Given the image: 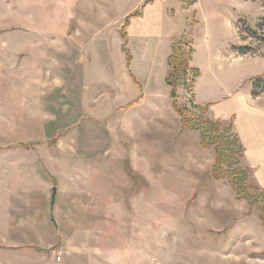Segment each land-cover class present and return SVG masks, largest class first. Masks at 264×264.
Listing matches in <instances>:
<instances>
[{"label":"rangeland","instance_id":"rangeland-1","mask_svg":"<svg viewBox=\"0 0 264 264\" xmlns=\"http://www.w3.org/2000/svg\"><path fill=\"white\" fill-rule=\"evenodd\" d=\"M199 1L178 16L195 17V48L181 49H193L199 74L188 71L177 89L191 118L204 98L219 108L264 75V0ZM106 3V25L133 5ZM94 4L0 0V264H264L258 211L213 177L215 145L202 147L175 108L138 130L120 122L130 116L103 123L81 108L98 75L65 46L88 41L70 32L91 21ZM206 118L233 126L209 106Z\"/></svg>","mask_w":264,"mask_h":264},{"label":"crops","instance_id":"crops-1","mask_svg":"<svg viewBox=\"0 0 264 264\" xmlns=\"http://www.w3.org/2000/svg\"><path fill=\"white\" fill-rule=\"evenodd\" d=\"M92 1L95 8L90 14L91 21L84 28L70 32L71 35H87L88 41H76L71 47L65 46L66 52L71 48L79 50V61L85 63L86 68L94 66L98 75L96 80L89 79L87 88L82 91L81 108H90V113L101 116L98 120L103 123L113 122L117 116H130L127 120L125 117L120 119V122L132 124L134 130L146 124L148 117L170 114L174 100L167 76L174 42L189 31L194 48L197 41L192 29L195 17L191 20L188 16L186 22L179 15L190 14L191 11L197 13L200 1L185 7L181 0H132V8L120 12L115 22L107 25L104 17L106 0ZM118 1L112 0L114 7ZM70 3L73 4V0ZM143 4L141 14L131 17L122 31L126 16ZM89 12L87 15L81 13L88 16ZM110 48L112 61L105 57V51ZM200 104L208 105L214 117L227 122L231 120L234 133L244 147L243 166L250 169L252 183L264 189V102L261 96L254 97L250 88L223 100L219 108L214 107L209 97L201 100ZM104 130L111 131L109 124ZM110 135L106 134L109 140ZM75 138H71L73 146L83 147L82 140L77 142ZM85 152V156L93 153L90 149Z\"/></svg>","mask_w":264,"mask_h":264},{"label":"trees","instance_id":"trees-1","mask_svg":"<svg viewBox=\"0 0 264 264\" xmlns=\"http://www.w3.org/2000/svg\"><path fill=\"white\" fill-rule=\"evenodd\" d=\"M143 6L144 4L137 11L131 13L127 21L133 16L140 15ZM187 37L188 39H186ZM182 38L185 39L186 43H181V39L176 40L173 45V53L168 60L167 84L172 91L174 108L180 114L183 125L201 132L202 147L210 148L215 145L217 156L212 169L213 177L218 180H227L239 199L246 200L252 208H256L264 225V190L248 181L250 170L241 163L244 148L234 133L233 126H227L221 121L214 122L206 118L208 106L197 105L198 108L202 109V113L196 118H191L188 114V107L179 103L177 89L180 85H184L188 71L192 70L197 76L199 74L198 69L190 66L193 49L190 53L181 49V44L193 43L192 33H185ZM255 81L252 93L254 96H258L264 93V75L257 77ZM192 86L194 85H191L193 89Z\"/></svg>","mask_w":264,"mask_h":264},{"label":"water","instance_id":"water-1","mask_svg":"<svg viewBox=\"0 0 264 264\" xmlns=\"http://www.w3.org/2000/svg\"><path fill=\"white\" fill-rule=\"evenodd\" d=\"M147 1H149V0H147ZM56 193H57V187L54 186V187L52 188V204H54V202H55V199H56Z\"/></svg>","mask_w":264,"mask_h":264}]
</instances>
